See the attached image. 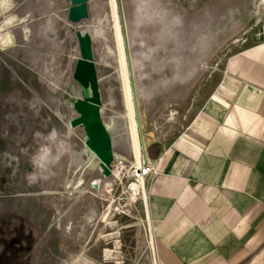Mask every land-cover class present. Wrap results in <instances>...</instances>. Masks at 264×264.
Wrapping results in <instances>:
<instances>
[{
    "label": "rangeland",
    "instance_id": "374dc122",
    "mask_svg": "<svg viewBox=\"0 0 264 264\" xmlns=\"http://www.w3.org/2000/svg\"><path fill=\"white\" fill-rule=\"evenodd\" d=\"M109 2L88 0L89 18L70 32L87 31L92 37L114 177L103 176L83 128H70L74 101L82 97L73 79L78 41L59 77L52 58L35 70L14 50L0 47V264H161L148 214L152 174L144 176L147 200L143 190L136 200L130 197L134 156ZM116 2L124 44L126 34L153 113L146 119L140 104L142 131L151 143L153 132L163 133L164 118L173 121L165 115L183 106L185 112L198 89L223 85L230 63L264 38L259 0ZM164 106L173 109L164 113ZM144 155L153 158L150 146ZM111 201L114 227L104 223ZM109 234H116L119 246L103 241Z\"/></svg>",
    "mask_w": 264,
    "mask_h": 264
},
{
    "label": "crops",
    "instance_id": "0c3cea01",
    "mask_svg": "<svg viewBox=\"0 0 264 264\" xmlns=\"http://www.w3.org/2000/svg\"><path fill=\"white\" fill-rule=\"evenodd\" d=\"M71 7V0H0V47L35 70L52 58L61 76L78 41ZM227 74L151 135L157 173L149 178L148 214L161 264H264V38Z\"/></svg>",
    "mask_w": 264,
    "mask_h": 264
},
{
    "label": "water",
    "instance_id": "95a60500",
    "mask_svg": "<svg viewBox=\"0 0 264 264\" xmlns=\"http://www.w3.org/2000/svg\"><path fill=\"white\" fill-rule=\"evenodd\" d=\"M71 4L72 7L69 10V21L71 23L77 25L89 18L88 0H71ZM124 31H126L125 27ZM76 37L79 42L80 58L76 63L73 79L81 87L82 97L74 101L73 108L76 113V117L70 122V125L73 129L79 127L83 128L87 138L86 147L99 160L103 176L110 178L113 176L112 165L115 158L112 137L103 122L101 115L102 100L97 69L94 62L92 37L87 31H77ZM125 44L134 102L137 109V121L143 141L137 89L126 34Z\"/></svg>",
    "mask_w": 264,
    "mask_h": 264
},
{
    "label": "bare ground",
    "instance_id": "6f19581e",
    "mask_svg": "<svg viewBox=\"0 0 264 264\" xmlns=\"http://www.w3.org/2000/svg\"><path fill=\"white\" fill-rule=\"evenodd\" d=\"M110 7L113 11L114 16V31L116 35V41L118 45L119 50V61H120V76H121V82H122V94H123V104H124V110H125V118L128 123V133L130 137V143H131V150L132 154L134 156V162L132 163L133 169L135 170V180L136 182L132 185V189L134 191L133 194H130V197L132 200H136L137 196L142 190L143 194H145V199L147 200V193H146V185H145V179L144 176L149 175V169L152 168L150 165V158L148 157L146 160V157L144 155V151L146 153H149V146H150V140L146 138L144 131H142L143 135V141L141 138L140 130H139V124L137 121V109L134 102V96H133V89L131 84V78H130V72L128 67V60H127V54L124 44V37L122 34V28L118 17L117 12V2L116 0H110L109 2ZM262 6H264V0H259L258 2V11L261 10ZM3 48L7 47L6 44H2ZM131 47V46H130ZM132 65H133V71H134V78L136 82V89H137V97H138V105L140 106L141 100L139 99L138 94V78H137V72L136 67L134 64V59L132 56ZM140 117L141 112L139 110ZM171 115H168V117L171 118L173 121L175 120V117L177 113L174 111L171 112ZM124 114V113H123ZM142 119V118H141ZM106 127L108 124L105 122ZM112 124H109V127ZM70 128L73 129L70 125ZM86 144V143H85ZM89 150V149H88ZM89 152L94 155L90 150ZM148 156V154H146ZM95 156V155H94ZM96 157V156H95ZM98 160V159H97ZM99 161V160H98ZM152 163V162H151ZM100 167V165H99ZM117 175V172L114 171L113 177ZM93 188L95 190H100V185L98 183L93 184ZM146 202V201H145ZM116 211L115 208V201H111V206H109V213L104 217V223L111 225L114 227V224H112V216L114 215V212ZM116 234H109L104 236L103 241L109 243L114 242L115 245L119 246L120 242L118 241V238H115ZM150 243V242H149ZM152 247V246H151Z\"/></svg>",
    "mask_w": 264,
    "mask_h": 264
},
{
    "label": "built area",
    "instance_id": "2783aa9c",
    "mask_svg": "<svg viewBox=\"0 0 264 264\" xmlns=\"http://www.w3.org/2000/svg\"><path fill=\"white\" fill-rule=\"evenodd\" d=\"M112 172L114 173V166H113ZM153 173H154V170H153L152 168H150L148 174L150 175V174H153ZM154 174H155V173H154Z\"/></svg>",
    "mask_w": 264,
    "mask_h": 264
}]
</instances>
